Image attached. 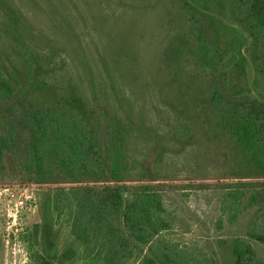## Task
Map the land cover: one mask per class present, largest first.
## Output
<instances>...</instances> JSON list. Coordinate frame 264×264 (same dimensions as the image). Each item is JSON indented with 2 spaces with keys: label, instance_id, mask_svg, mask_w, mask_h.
<instances>
[{
  "label": "rangeland",
  "instance_id": "1",
  "mask_svg": "<svg viewBox=\"0 0 264 264\" xmlns=\"http://www.w3.org/2000/svg\"><path fill=\"white\" fill-rule=\"evenodd\" d=\"M11 1L34 34L36 47L51 57L58 75L78 78L91 99L119 111L132 129L129 147L138 165L134 179L161 185L169 221V228L153 246L178 252L189 264H234L232 246L240 239L263 262L264 244L248 234L264 233V200L251 208L244 202L234 219L221 211V203L226 184L239 180L253 183L251 191L264 195V177L250 176L243 167H235L233 161L240 155L224 141L207 135L208 126L197 103L190 111L192 119H186L192 138L180 137L175 94L169 88V69L186 79L193 68L184 47L172 51L186 18L204 34H216L222 54L234 50L230 24L236 22L237 7L233 0H220L228 21L224 24L194 13L185 17L179 0ZM261 49L253 48L248 59L255 71L252 84L264 94ZM240 65L235 63L229 72L232 89L237 91L249 77ZM116 119L107 120L104 126L115 127ZM56 187L30 182L18 171L12 155L3 157L0 264H34L28 256V237L34 249L53 264H99L85 252L66 214L58 216L53 211L51 196ZM123 193L127 202L130 192ZM144 253L145 246H139L123 264H142Z\"/></svg>",
  "mask_w": 264,
  "mask_h": 264
},
{
  "label": "trees",
  "instance_id": "2",
  "mask_svg": "<svg viewBox=\"0 0 264 264\" xmlns=\"http://www.w3.org/2000/svg\"><path fill=\"white\" fill-rule=\"evenodd\" d=\"M179 1L185 17L194 13L228 22L220 0ZM233 6L237 16L235 23H228L235 36L231 52L222 54L218 36L197 30L188 18L172 42V51L184 47L193 63L186 79L169 69L175 122L180 137L192 138L186 119H192L190 111L197 103L207 135L240 155L235 167L264 177V94L252 84L255 71L248 59L258 46L264 56V0H233ZM0 12V166L9 154L30 182L55 184L53 211L66 214L85 252L99 264H123L139 246H145L142 264H189L178 252L153 246L169 228L161 185L134 179L138 165L129 147L132 129L119 111L91 99L78 78L58 75L13 1L0 0ZM239 62L249 76L241 91L232 89L229 78ZM111 118H117L115 127L104 126ZM236 182L226 184L221 203L231 219L244 202L251 208L264 200L251 191L253 183ZM124 190L130 192L127 202ZM248 236L264 244V233ZM25 240L31 262L53 264L34 249L30 237ZM232 254L234 264H264L240 239L234 241Z\"/></svg>",
  "mask_w": 264,
  "mask_h": 264
},
{
  "label": "built area",
  "instance_id": "3",
  "mask_svg": "<svg viewBox=\"0 0 264 264\" xmlns=\"http://www.w3.org/2000/svg\"><path fill=\"white\" fill-rule=\"evenodd\" d=\"M18 204L20 205L21 202L15 203V210H16V211H17V209H18Z\"/></svg>",
  "mask_w": 264,
  "mask_h": 264
}]
</instances>
